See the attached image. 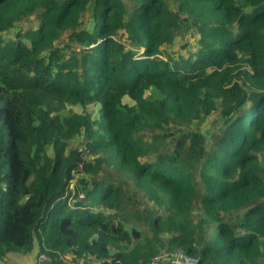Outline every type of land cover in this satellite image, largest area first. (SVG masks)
Listing matches in <instances>:
<instances>
[{
    "label": "trees",
    "instance_id": "trees-1",
    "mask_svg": "<svg viewBox=\"0 0 264 264\" xmlns=\"http://www.w3.org/2000/svg\"><path fill=\"white\" fill-rule=\"evenodd\" d=\"M175 4L0 0L1 258L264 264V0ZM212 113L213 133L169 131ZM105 164L162 209L132 214L151 235Z\"/></svg>",
    "mask_w": 264,
    "mask_h": 264
},
{
    "label": "rangeland",
    "instance_id": "rangeland-1",
    "mask_svg": "<svg viewBox=\"0 0 264 264\" xmlns=\"http://www.w3.org/2000/svg\"><path fill=\"white\" fill-rule=\"evenodd\" d=\"M169 3V6L172 8H175V0H166ZM183 17V15H182ZM35 18H31L28 20H25L23 23H20L16 28H26V27H33L35 26ZM67 35L63 36L62 40L66 39ZM197 38V33L193 29H185L183 27L177 34L176 42H177V48L181 46V42L184 43H193ZM73 108L77 111H83V107L81 105H75ZM217 125H220V119L216 113H212L211 115L207 116L204 120L197 122L192 121L189 123H171L169 126V131H172V129H182V130H195L197 128L204 130L206 132L213 133L214 130L217 128ZM85 139V135H82L78 139L75 140V144H79L80 146H83V141ZM212 137H210V140ZM166 147L170 148L172 147V136H170L167 139ZM99 174V178L105 177L108 178L116 183H122L127 191V211L129 213V217L131 219V222L129 223L130 226H137L143 234L151 235V232L149 231V227H147L146 223L143 221H139L136 218L132 216L135 211L141 212V213H147L149 209L154 208L158 211L162 210L160 207L156 206L152 201H150L147 197V195L144 192H141V190L138 189L135 182L131 179V177L123 173L122 171H119L114 165H103V169ZM93 179V177H91ZM74 187V186H73Z\"/></svg>",
    "mask_w": 264,
    "mask_h": 264
},
{
    "label": "built area",
    "instance_id": "built-area-1",
    "mask_svg": "<svg viewBox=\"0 0 264 264\" xmlns=\"http://www.w3.org/2000/svg\"><path fill=\"white\" fill-rule=\"evenodd\" d=\"M161 261L169 262L171 264H198V259L186 255L182 250L171 251L168 249H162L153 257L151 264H158ZM37 264H52V259L47 253L39 252Z\"/></svg>",
    "mask_w": 264,
    "mask_h": 264
},
{
    "label": "crops",
    "instance_id": "crops-1",
    "mask_svg": "<svg viewBox=\"0 0 264 264\" xmlns=\"http://www.w3.org/2000/svg\"><path fill=\"white\" fill-rule=\"evenodd\" d=\"M39 252V245L36 243L32 252H9L3 258L0 257V264H37Z\"/></svg>",
    "mask_w": 264,
    "mask_h": 264
}]
</instances>
